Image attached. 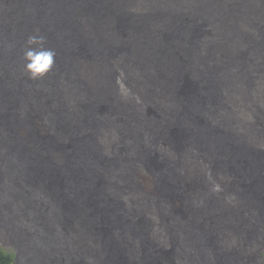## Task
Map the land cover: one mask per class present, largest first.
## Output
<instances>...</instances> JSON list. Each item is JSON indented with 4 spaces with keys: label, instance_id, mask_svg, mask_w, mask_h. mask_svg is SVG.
Returning <instances> with one entry per match:
<instances>
[{
    "label": "bare ground",
    "instance_id": "obj_1",
    "mask_svg": "<svg viewBox=\"0 0 264 264\" xmlns=\"http://www.w3.org/2000/svg\"><path fill=\"white\" fill-rule=\"evenodd\" d=\"M37 35L56 52L55 63L43 79L27 80L23 53ZM118 78L139 103L121 99ZM1 96L17 103L21 117L33 110L50 128L56 118L69 140L35 157L10 145L0 128V245L17 264H264V247L244 254L245 239L233 228L260 227L255 240L264 236V115L252 113L264 108V0H0ZM28 96L41 105L26 108L19 98ZM0 108V122L13 127ZM75 128L99 164L87 158L135 192L116 193L107 174L94 175L72 143ZM149 141L152 156L173 170L152 171L154 198L137 174ZM175 158L182 169L169 162ZM167 176L176 197L185 178H207L211 197L232 180L240 222L233 195L224 194L207 210L219 222L196 225L185 215L180 224L159 189ZM183 198L205 205L200 189ZM144 215L152 234L133 225ZM187 225L192 230L178 237L175 228Z\"/></svg>",
    "mask_w": 264,
    "mask_h": 264
},
{
    "label": "rangeland",
    "instance_id": "obj_2",
    "mask_svg": "<svg viewBox=\"0 0 264 264\" xmlns=\"http://www.w3.org/2000/svg\"><path fill=\"white\" fill-rule=\"evenodd\" d=\"M14 1V0H13ZM79 58V57H78ZM77 58V59H78ZM263 65V64H262ZM73 68H76L75 66H73ZM73 72H75V70H73ZM79 73L80 71H76V73ZM7 75V74H6ZM109 77V76H107ZM113 77H110V85H113L112 83V79ZM4 79L8 82V85H11V81L7 75V78L4 77ZM27 80H31V78L28 76L26 78ZM19 101L21 103H23L26 108H34L36 109V107L34 106L33 103L36 104H40V101L34 97V96H28V97H20ZM15 102V101H14ZM12 100H7L4 97H0V104L3 103L6 105V113L9 111V113L11 114L12 117H10V119L14 122V126L11 127L7 124L1 123L0 122V128H2L3 132L6 134L10 139L9 143L10 145H14L15 147H20L22 149H24V151L31 155V156H42L44 157L45 154L43 153L41 148H52V147H58L59 145V140L61 141H69L68 138H64L62 135H60L58 133V131H56V123H57V119L55 118V120H51V128L48 127L46 120H43V118H38L37 115H35L34 111L31 110L28 114L26 113V118L21 117L19 115L18 109H17V103H14ZM16 104V105H15ZM49 104V103H48ZM126 109H130L127 105ZM152 107L148 106L145 110L146 114H148L149 112V108ZM0 110H2L0 108ZM46 112H48L46 110ZM45 112V113H46ZM253 116L255 117H259L261 119V116L264 115V108L260 107L258 109V107L256 109H254L252 111ZM6 114L4 112H0V117L1 116H5ZM45 116V115H44ZM8 118V117H7ZM45 121V123H44ZM260 128H264V121L260 124ZM149 130V128H147ZM144 132H145V127L143 128ZM148 130L147 133H148ZM0 133V134H1ZM74 133V134H73ZM84 134L86 135L87 133L84 130ZM72 139V143L75 146L76 149H81L82 151H84L85 156L87 158V156L94 155V158L98 161L99 164V152L95 149H93L91 146V153H87L86 150L83 149L84 146L88 147V144H83L82 145V141L81 139H83V133L81 131V129H77L75 128L72 132H71V137ZM15 143H13V142ZM153 143V142H152ZM153 145V144H152ZM151 144L150 141L149 143L146 145V148L142 150V160L147 167L148 170L144 167V164L142 165L140 163V168H139V172L137 171L138 174V180L140 181V183L143 185L144 189L149 192L151 194V196L154 198V196H157L158 191H157V185L154 183L153 179V172L155 167L157 166H162L163 167V163L161 164L159 162L158 158H155L154 156H152L151 154ZM88 159V158H87ZM88 161H90V166H94L93 168V173L95 176H97L99 179L104 176L105 174L108 173V170L106 169V167H96L93 160L92 159H88ZM117 160H114L111 163H108L110 166H116L117 165ZM170 163L173 164V168L175 169H182L183 165H184V160L179 159V158H175V159H171L169 160ZM57 163V162H55ZM189 166V165H188ZM65 168V167H62ZM114 168V167H113ZM215 168V166H214ZM163 171L164 173H166L167 175H172L173 173H171V169H168L166 166L163 167ZM169 173V174H168ZM109 177V178H107ZM94 178V177H93ZM107 178V179H106ZM105 180V184H111L116 186V193L118 192V190H125L128 191L129 193L135 192V189L131 186L122 184V183H118L116 181L111 180L110 178V174H107ZM168 181L167 182H162L159 184V189L161 190V192L164 194V196L167 199V202L170 206H172L173 210L178 213V221L180 224H185L184 221V217L185 215H191L190 218L192 219L193 216L196 218V225H198L199 222H206L205 224L208 227H211L215 221H218L220 219L217 220H211L212 218L218 216V212L216 210H213V213L211 214L210 218H208L207 216V210L213 206H216L218 204L217 200H219V196H223L224 194L226 195H233V203H231V208L233 209V211H235V216L233 218L234 221H238L240 222V209L238 210V206L236 204V202L238 203L237 200V196L236 194H231L230 190L233 189L232 187H234V185L232 184V180L228 179V181L226 180L223 187H224V191L222 190L221 192H219L220 194H212L213 197H211V195L206 196L205 193V187L207 185V178L203 177V176H199V177H194L191 180H187V178H185V181L182 186V189L180 190V193L176 195L173 193V188L171 186V184H169V177L167 176ZM98 183V181H97ZM70 183H68L67 185H69ZM195 186V187H194ZM97 187V185H96ZM195 189H200L201 192L203 193V195L205 196V205L203 207H194L193 204L189 203L187 201V199L183 198L184 196H187L189 192H191L192 190ZM210 191H208L209 193ZM75 193L78 195H83V193L81 191H78L77 189H75ZM43 196H45L44 194H42ZM110 196V195H109ZM46 197V196H45ZM113 200H115V198L113 196H110ZM228 203V201H227ZM253 207V206H251ZM250 207V208H251ZM200 215H202L203 217H199ZM116 216H118V214H116ZM12 218H14V216H11ZM189 217V216H188ZM134 226H137L139 228V225H141L142 227H140L138 229V231L143 235H145L146 233L149 234L151 232L152 234V228L149 225V221L146 219L145 215L144 216H135L134 217ZM190 219V221H191ZM165 221V220H163ZM121 223L119 224V228H123V224L122 221H120ZM167 226H164L162 228H165ZM192 227H190L189 225L186 226V228H183L182 226H177L175 228L176 230V234H181L180 236H182L183 234H186L188 231L192 230ZM233 228L236 232V234L238 236H243L245 239V253L246 255H253L256 253V248L258 246H262L264 247V236L260 239L255 240V238L261 233V228L260 227H254L251 230H245V226L242 223H233ZM142 229V230H141ZM123 231V229H121ZM144 232V233H143ZM178 235V237H180ZM153 237V236H152ZM156 240V238H153V241ZM157 241V240H156ZM250 246V247H249ZM252 246V247H251ZM246 248H248L249 250H246ZM7 249V248H5ZM9 250V249H7ZM11 251V250H10ZM232 254H239L240 255V251L239 250H233ZM242 257L245 258V255H243ZM236 258V256H235Z\"/></svg>",
    "mask_w": 264,
    "mask_h": 264
},
{
    "label": "clouds",
    "instance_id": "obj_3",
    "mask_svg": "<svg viewBox=\"0 0 264 264\" xmlns=\"http://www.w3.org/2000/svg\"><path fill=\"white\" fill-rule=\"evenodd\" d=\"M23 56L25 60L24 71L31 79L39 80L43 79L53 68L56 52L51 48L44 47V37L37 35L28 38ZM117 84L121 99L125 101L135 99L139 103V98L119 78Z\"/></svg>",
    "mask_w": 264,
    "mask_h": 264
},
{
    "label": "trees",
    "instance_id": "obj_4",
    "mask_svg": "<svg viewBox=\"0 0 264 264\" xmlns=\"http://www.w3.org/2000/svg\"><path fill=\"white\" fill-rule=\"evenodd\" d=\"M14 251H9L0 245V264H17ZM21 264H26L21 261Z\"/></svg>",
    "mask_w": 264,
    "mask_h": 264
}]
</instances>
